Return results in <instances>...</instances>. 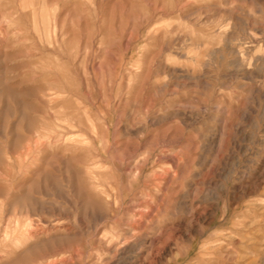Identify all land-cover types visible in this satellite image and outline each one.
Instances as JSON below:
<instances>
[{
	"label": "rangeland",
	"instance_id": "rangeland-1",
	"mask_svg": "<svg viewBox=\"0 0 264 264\" xmlns=\"http://www.w3.org/2000/svg\"><path fill=\"white\" fill-rule=\"evenodd\" d=\"M0 264H264V0H0Z\"/></svg>",
	"mask_w": 264,
	"mask_h": 264
}]
</instances>
